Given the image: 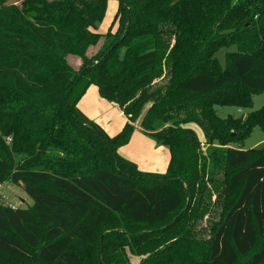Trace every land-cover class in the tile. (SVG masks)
<instances>
[{"label": "trees", "instance_id": "16d2710c", "mask_svg": "<svg viewBox=\"0 0 264 264\" xmlns=\"http://www.w3.org/2000/svg\"><path fill=\"white\" fill-rule=\"evenodd\" d=\"M3 1L0 184L20 186L33 207L0 206V264H82L80 242L116 221L105 238L109 264H129V255H148L142 264H264V145L242 148L254 128L264 134V108L246 115L235 138L242 121L215 111L250 109L264 93V0ZM109 1L119 4L118 27L107 36L118 39L87 60ZM230 47L221 68L216 54ZM68 54L82 58L78 70ZM90 86L126 117L115 136L77 108ZM135 123L168 151L164 174L118 155ZM223 195L207 238L172 243L155 258L146 251L196 210L192 201Z\"/></svg>", "mask_w": 264, "mask_h": 264}, {"label": "rangeland", "instance_id": "374dc122", "mask_svg": "<svg viewBox=\"0 0 264 264\" xmlns=\"http://www.w3.org/2000/svg\"><path fill=\"white\" fill-rule=\"evenodd\" d=\"M25 0H4L2 5L9 6L15 5L17 7L22 6V2ZM32 1V0H26ZM47 1H55V0H47ZM118 2L117 1H109L106 6V11L103 18L98 21L95 25V33H98L100 38L98 39V43L96 45L90 46L84 52L83 57L87 60H91L101 49V47L109 46V44H113L117 41L118 38L115 36H107L108 32L115 33L118 27L117 22L113 23L115 15L118 10ZM155 18L160 22L162 20V16L159 13H155ZM3 17L7 20H11L9 15H3ZM9 29L16 28L14 22L8 26ZM93 31V30H92ZM235 47H230L228 49L222 48L217 54L216 58L221 68L225 67V55L226 53L235 52ZM64 62L71 67L73 70H78L82 65V58L75 54H68ZM163 81L155 82L156 85L163 83ZM252 106L250 109H240L234 106H218L215 107V111L218 117L225 119L227 117H231L233 119H237L242 121L239 130H234L230 133L231 137H238L241 135L242 129L244 128V123L246 120V115L253 111H261L264 108V93L253 95L251 98ZM77 108L92 122L100 125L104 128L105 133L109 136H115L119 132L122 131L125 121L123 118V113L117 107L111 106L109 103L100 98L98 94V90L95 86H90L86 92L78 99ZM136 124V123H135ZM136 124L135 131L131 137L128 145L121 147L118 155L127 161L130 164H133L137 167L139 171L142 172H150L156 174H164L166 172V167L169 161L168 151L161 147H156V145L141 135L139 127ZM246 125V124H245ZM189 128L194 130L196 133H200L199 129L195 125H189ZM200 135L199 139L201 143V150L205 152L206 146L204 145L205 140ZM237 141L234 140L227 144L228 147H235L233 143ZM154 146H153V145ZM264 145V134L258 128H254L250 137L243 143V149H258ZM156 147L157 150L154 148ZM160 149V150H158ZM164 149V150H161ZM221 179V178H220ZM219 179V180H220ZM229 201V198L223 196L213 197L210 201H206L205 199L194 202L192 201V205L196 210L190 211L188 213L187 219L181 223L177 229L166 236H162L158 243L153 244V247L148 248L146 251L151 252L153 258L157 254H159L161 249H165L172 245V243H176L178 241H183V245L185 244V240L187 239H205L208 237L209 230L218 219V216L222 210L223 205H225ZM188 202L186 203V205ZM0 206H12L15 209H27L33 207L32 201L30 198L24 193L23 189L20 186L13 185L11 183H2L0 184ZM202 210L205 212V215H201L199 211ZM36 211V210H35ZM118 221L111 224H103L98 226L93 234L92 238L89 241H81L79 244V249L82 251L84 260L82 264H109L111 261L112 249L107 248L105 243L106 236L111 233L118 225ZM116 231V230H115ZM129 255V253H128ZM145 257H135V255L131 256L129 264H136L139 261L142 264V258ZM239 264H249L248 258L242 260Z\"/></svg>", "mask_w": 264, "mask_h": 264}, {"label": "crops", "instance_id": "0c3cea01", "mask_svg": "<svg viewBox=\"0 0 264 264\" xmlns=\"http://www.w3.org/2000/svg\"><path fill=\"white\" fill-rule=\"evenodd\" d=\"M111 106H113V107H115L113 104H110ZM123 118H124V121H125V124H126V122H127V119H126V117L124 116V114H123ZM103 128V127H102ZM103 130H104V128H103ZM105 131V130H104ZM200 131V130H199ZM201 132V131H200ZM197 134V136H198V138L200 139V140H202L201 138H200V135H202V133L200 134V133H196ZM203 137V136H202ZM153 145V144H152ZM154 146V145H153ZM155 150H157L156 149V147L154 148ZM121 150V148L118 150V153H119V151ZM158 150H160V149H158ZM161 150H164V149H161ZM165 151V150H164ZM165 153H166V151H165Z\"/></svg>", "mask_w": 264, "mask_h": 264}, {"label": "built area", "instance_id": "2783aa9c", "mask_svg": "<svg viewBox=\"0 0 264 264\" xmlns=\"http://www.w3.org/2000/svg\"><path fill=\"white\" fill-rule=\"evenodd\" d=\"M6 143L9 144L10 143V140L9 139L6 140ZM8 207L11 208V209H13V210H15V208H13L12 206H8Z\"/></svg>", "mask_w": 264, "mask_h": 264}]
</instances>
